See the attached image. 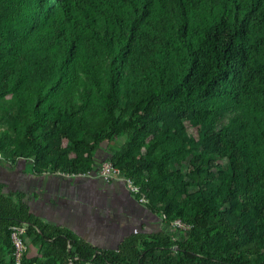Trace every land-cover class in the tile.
<instances>
[{"label": "trees", "instance_id": "obj_1", "mask_svg": "<svg viewBox=\"0 0 264 264\" xmlns=\"http://www.w3.org/2000/svg\"><path fill=\"white\" fill-rule=\"evenodd\" d=\"M54 1L42 16L47 36L53 39L48 47L51 87L42 98L37 96L38 106L23 128L27 150L17 159L27 161L36 176L92 175L98 146L125 136L109 161L140 187L144 205L163 216L165 226L180 219L189 230L177 241L168 232L132 233L115 249H100L67 228L42 222L24 203L23 193H5L0 183V264H14L9 228L21 223L27 224L25 234L40 253V259L24 256V264H67L72 258L74 264H264V0L244 6L238 0H223L218 17L189 31L183 0H175L181 11L178 38L183 46L178 68L168 73L166 52L151 60L137 79L141 93L124 99L129 107L126 120H120L124 103L115 62L124 61L127 37L120 32L113 45L106 31H95L98 20L92 12L80 14L78 0ZM77 20L82 33L114 56L103 87H96L103 127L95 134L53 94L74 69L75 60L90 73L81 41L66 32ZM8 23L3 20L1 36H6ZM2 54L0 96L25 81ZM228 106L263 121L253 129L218 127ZM188 125L198 129L197 140L186 138ZM182 142L194 149L188 163L200 178L196 193L186 200L166 185L186 161ZM163 144L171 147L150 155ZM215 158L226 160V166Z\"/></svg>", "mask_w": 264, "mask_h": 264}, {"label": "rangeland", "instance_id": "obj_2", "mask_svg": "<svg viewBox=\"0 0 264 264\" xmlns=\"http://www.w3.org/2000/svg\"><path fill=\"white\" fill-rule=\"evenodd\" d=\"M238 1L244 6L252 0ZM54 2V0H50L49 3L44 0H0V28L3 20L9 21L6 36L0 35V54L3 53L2 55L12 61L15 68L25 76V81L16 84L9 92L0 96V160L7 162L12 160V167L27 162L17 159L18 154H23L27 150L23 128L32 119L38 106L37 96L42 98L51 87L53 75L49 69L48 47L52 45L53 39L47 36L42 16L45 14L43 10ZM223 4V0H183L186 31L195 29L202 23H210L214 17L219 16ZM78 7L80 14L92 12L96 16L98 25L95 31L99 33L106 31L107 38L113 45L120 32L128 39L123 54L124 61L119 58L115 62L124 103L120 120H126L129 107L124 99L141 93L142 89L137 79L145 72L150 61L161 59L166 52L163 62L168 73L178 68V60L183 53V46L178 38L181 11L175 0H78ZM229 9L233 15V7L229 6ZM56 18L61 19V16L56 15ZM79 24L77 20L74 27L67 29L66 32L76 35L81 41L90 73L84 70L79 59L75 60L74 69L53 94L55 93V100L60 105L67 106L68 112L74 118H83L88 132L95 134L103 127V111L96 87H103L114 56L102 44H97L88 34L82 33ZM95 46L99 48L96 49ZM94 50L97 51L93 53ZM261 121L263 117L259 115L228 106L222 110L218 127L233 129L245 126L253 129ZM186 138L197 140L198 129L189 126ZM124 141L125 136H121L98 146L92 175L97 173L100 164L109 160L111 154ZM181 146L186 161L177 167L180 174L166 185L173 195L186 200L196 193L200 178L192 172L188 163L194 149L183 142ZM170 147L163 144L153 148L150 155H159L162 148ZM215 161L226 166L224 159L215 158ZM182 236L183 234L180 235ZM23 239L25 250L22 263L24 264V256L40 259L39 247L36 255L30 257L28 245L31 244V239L26 234Z\"/></svg>", "mask_w": 264, "mask_h": 264}, {"label": "crops", "instance_id": "obj_3", "mask_svg": "<svg viewBox=\"0 0 264 264\" xmlns=\"http://www.w3.org/2000/svg\"><path fill=\"white\" fill-rule=\"evenodd\" d=\"M28 168L27 162L12 167L0 160L3 191L23 193L24 203L42 222L67 228L93 246L115 249L132 233L168 230L161 216L137 202L120 181L105 182L97 173L36 176ZM28 248L30 257H34L38 246L30 244Z\"/></svg>", "mask_w": 264, "mask_h": 264}, {"label": "built area", "instance_id": "obj_4", "mask_svg": "<svg viewBox=\"0 0 264 264\" xmlns=\"http://www.w3.org/2000/svg\"><path fill=\"white\" fill-rule=\"evenodd\" d=\"M89 174H82L79 176H88ZM66 176H75V175H66ZM97 176L100 177L103 181L109 182L112 180L120 181L124 184L125 188L130 192V194L141 204H145L146 197L141 192L140 187L134 183V181L129 178L122 176L120 170L112 165L109 160L103 161L97 171ZM163 220V216L161 217ZM27 224L21 223L16 226H11L10 229V243L13 250V261L14 264H23L22 256L23 251L25 250L24 246V236L26 232ZM168 233L171 234L173 241H177L180 238L181 234H184L189 230V226L182 222L180 219L173 220L169 225L166 226ZM76 259H69L67 264H74Z\"/></svg>", "mask_w": 264, "mask_h": 264}]
</instances>
